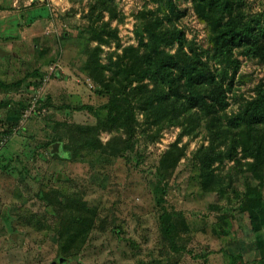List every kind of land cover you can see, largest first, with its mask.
Returning <instances> with one entry per match:
<instances>
[{"label": "rangeland", "instance_id": "374dc122", "mask_svg": "<svg viewBox=\"0 0 264 264\" xmlns=\"http://www.w3.org/2000/svg\"><path fill=\"white\" fill-rule=\"evenodd\" d=\"M239 1L245 19L264 28V0ZM2 2L0 48L7 54L0 57V103L6 102L0 105V264H230L231 257L239 264H264L260 233L252 231L248 216L239 210L246 186L256 180L241 175L240 165H234L250 159L238 153L215 163L218 173L231 179L223 191L203 193L191 159L200 145H208L206 131L180 136L177 145H186L185 154L169 170L162 199L156 191L159 159L179 137L180 127H165L153 136L138 112L145 130L137 129L132 147L117 156L82 146L76 155L67 156L60 143L49 145L54 123L61 131L97 124L98 117L86 107L106 103L108 94L94 73L106 80L109 71L103 68L101 74L102 65L124 47L145 42L146 21L159 19L182 31L197 52L209 48L210 29L196 11V0ZM93 29L105 31L103 41L92 38ZM176 46L165 50L173 53ZM235 54L240 64L234 92L227 94L225 123L237 112L241 98H251L264 81V63L237 49ZM118 136L127 137L121 129L98 131L102 144ZM51 190L60 201H86L104 221L70 262L58 254L55 228L44 222L45 206L38 195ZM261 193L264 198V186ZM212 204L219 208L213 210ZM165 208L184 216L177 252L170 253L161 241L159 217Z\"/></svg>", "mask_w": 264, "mask_h": 264}, {"label": "trees", "instance_id": "16d2710c", "mask_svg": "<svg viewBox=\"0 0 264 264\" xmlns=\"http://www.w3.org/2000/svg\"><path fill=\"white\" fill-rule=\"evenodd\" d=\"M239 5V0H196V11L210 29L211 46L201 52L188 45L182 31L173 26L166 27L159 19L146 21L142 27L146 41L141 40L139 47H124L115 59L110 58L108 64L102 65L98 69L101 74L103 68L109 71L106 80L99 77L97 70V74L94 73V80H100L108 94L106 103L86 107L98 117L97 124L91 127L74 125L61 131L58 123L53 127L49 123L50 130L55 131L49 145L60 143L61 153L71 156L76 155L81 146L117 156L132 147V136L137 129L145 130L140 127L138 112L143 114V122L153 129V136L165 127H180L179 137L159 159L157 174L160 180L156 191L162 199L166 185L163 182L168 178L169 170L185 154L186 145H177L180 136H194L201 129L206 131L208 145H200L191 159L197 168L200 188L203 193L223 191L231 175L218 173L219 166L215 163L236 158L238 153L242 159H250L245 163L236 161L234 165H240L241 175L248 174L256 180L255 185L246 186L239 210L248 216L252 231L260 233L261 254L264 255V198L261 193L264 186V81L254 88L251 98H241L237 112L224 122L227 94L234 92L240 64L235 50L264 63V28L253 19H245ZM103 29H93L92 38L103 41ZM175 44L173 53L165 50ZM186 45L189 53L184 50ZM95 50L99 51V48ZM92 64L95 68L98 66L96 61ZM1 104L6 105V102ZM99 113L102 116H98ZM120 129L126 138L112 137L105 144L99 141L98 131ZM51 155L59 156L52 152ZM38 197L45 206L44 222L55 228L58 254L65 262L81 254L98 225L104 227L98 212L84 200L67 197L60 201L52 190L40 191ZM210 208L216 211L219 207L212 204ZM41 223L42 220H38V224ZM181 226H184L182 212L166 208L161 211L160 237L170 253L180 249L177 239ZM261 262H264V256ZM230 264L239 263L231 257Z\"/></svg>", "mask_w": 264, "mask_h": 264}, {"label": "water", "instance_id": "95a60500", "mask_svg": "<svg viewBox=\"0 0 264 264\" xmlns=\"http://www.w3.org/2000/svg\"><path fill=\"white\" fill-rule=\"evenodd\" d=\"M6 54H7V52L0 48V57L4 56ZM50 264H59V261L58 260H53V261L50 262Z\"/></svg>", "mask_w": 264, "mask_h": 264}, {"label": "crops", "instance_id": "0c3cea01", "mask_svg": "<svg viewBox=\"0 0 264 264\" xmlns=\"http://www.w3.org/2000/svg\"><path fill=\"white\" fill-rule=\"evenodd\" d=\"M0 2L3 3L2 0H0ZM15 2H19V0H15ZM16 7H17L16 9L18 10V9H19V8H18L19 6L17 5ZM20 19H21V18H20Z\"/></svg>", "mask_w": 264, "mask_h": 264}, {"label": "built area", "instance_id": "2783aa9c", "mask_svg": "<svg viewBox=\"0 0 264 264\" xmlns=\"http://www.w3.org/2000/svg\"><path fill=\"white\" fill-rule=\"evenodd\" d=\"M36 100H37V99H34L32 105H35V104H36ZM26 112H27V111H26Z\"/></svg>", "mask_w": 264, "mask_h": 264}]
</instances>
